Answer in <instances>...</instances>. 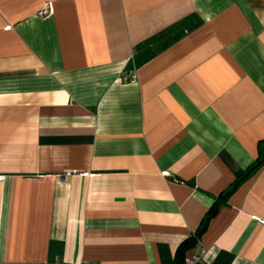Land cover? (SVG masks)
<instances>
[{"label": "crops", "instance_id": "1", "mask_svg": "<svg viewBox=\"0 0 264 264\" xmlns=\"http://www.w3.org/2000/svg\"><path fill=\"white\" fill-rule=\"evenodd\" d=\"M261 146L264 0H0V264H264Z\"/></svg>", "mask_w": 264, "mask_h": 264}, {"label": "trees", "instance_id": "2", "mask_svg": "<svg viewBox=\"0 0 264 264\" xmlns=\"http://www.w3.org/2000/svg\"><path fill=\"white\" fill-rule=\"evenodd\" d=\"M199 23L200 19L196 15L186 16L178 20L177 22L165 27L158 33L145 38L136 45L132 60L127 63L126 69L132 70L133 68L142 64L157 51L166 47L167 45L178 39L181 35H183L185 31L194 28ZM262 163H264V146L260 147V153L258 157L246 168L241 176L236 178L226 189H224L220 193V196L226 198L235 189L241 179H243L249 173L255 171ZM216 209L217 205L215 204L204 214L196 229L194 237L198 236L204 230L208 219L214 214ZM189 241L190 240H184V242L180 244V247L181 245L185 244V242Z\"/></svg>", "mask_w": 264, "mask_h": 264}, {"label": "built area", "instance_id": "3", "mask_svg": "<svg viewBox=\"0 0 264 264\" xmlns=\"http://www.w3.org/2000/svg\"><path fill=\"white\" fill-rule=\"evenodd\" d=\"M49 11L48 5H46L42 10L40 11V14H45ZM203 263V255L202 254H192L189 256L184 257L182 264H202ZM39 264H71L63 261H56V262H41ZM75 264H99L96 261H89V260H84L80 261Z\"/></svg>", "mask_w": 264, "mask_h": 264}]
</instances>
